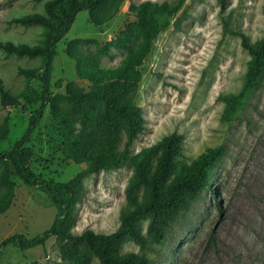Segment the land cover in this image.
<instances>
[{
    "label": "rangeland",
    "instance_id": "1",
    "mask_svg": "<svg viewBox=\"0 0 264 264\" xmlns=\"http://www.w3.org/2000/svg\"><path fill=\"white\" fill-rule=\"evenodd\" d=\"M46 1L0 0V41L38 44L44 27L14 19L44 13ZM145 2L166 3L170 8L181 5L173 15L160 17L159 24L165 28L135 67L138 82L133 102L144 122L129 146L130 154L148 151L151 171L160 154L159 142L173 133L182 135L181 152L174 156L179 174L190 170L192 161L207 148L221 146L223 154L210 176V187L171 224L164 241L150 244L146 251L126 241L120 251L142 253L152 264H245L256 249L264 248V80L227 120L221 97L241 90L250 56L240 38L225 29L245 33L250 42L262 38L264 0H226L224 5L219 0H103L98 20H105L99 26L90 21L88 11L78 13L56 47L50 81L54 105H46L19 159L37 176L61 183L89 167L73 156V147L51 109L66 112L68 102L63 95L69 84L84 91L91 88L89 81L78 76V64L117 69L140 47L145 26L138 25L130 6ZM20 68L35 70L36 76L20 74ZM41 75V58L0 50V79L20 100L18 106H4L0 100V151L23 136L29 117L39 109ZM111 136L118 138L116 145L122 150L126 134L120 130ZM139 158L83 176L71 211L70 232L91 229L110 234L119 228L121 211L130 199L142 201L144 197V185L135 181ZM55 214L42 192L25 185L0 162V242L14 234L35 237L51 226ZM147 226L144 220V235ZM66 243L52 237L28 250L10 247L0 264H100L81 244L68 247Z\"/></svg>",
    "mask_w": 264,
    "mask_h": 264
},
{
    "label": "trees",
    "instance_id": "2",
    "mask_svg": "<svg viewBox=\"0 0 264 264\" xmlns=\"http://www.w3.org/2000/svg\"><path fill=\"white\" fill-rule=\"evenodd\" d=\"M39 1V0H38ZM226 0H219L224 5ZM103 0H47L44 3V13H29L14 19L23 25H41L45 29L43 39L35 45L27 43L15 44L10 41L1 42L0 50L7 55L41 58L42 96L39 109L29 117L23 136L10 148L0 151V162L7 171L16 175L25 185L33 187L45 195L49 204L56 209L51 226L28 238L23 234H14L0 242V261L10 247L28 250L43 246L52 237L66 241L68 247L81 244L85 252H90L100 264H152L142 253L121 252V245L126 241L135 242L141 251L149 250L150 244H159L165 240L171 224L175 223L200 198L201 191L210 187V176L214 173L217 161L223 154L221 146L207 148L193 161L190 170L180 174V167L174 156L180 154L182 135L173 133L164 137L158 144L160 154L157 156L153 170L147 168L148 151L137 155L130 154L129 146L143 129L144 118L141 109L133 102L134 86L138 82L135 67L146 55L148 47L158 32L165 28L159 24L160 17L173 15L181 3L170 8L166 3L145 2L139 6H130L138 25L145 26L142 36L144 42L137 50L125 59L122 67L117 69H102L97 65L83 68L77 65L80 78L91 83V88L84 91L76 84H69L63 98L68 102L65 113L53 108L52 113L62 126L66 140L73 147V156L89 167L78 173L68 183L55 182L37 176L33 170L19 159L30 135L41 120L47 104L53 107L50 81L52 64L56 54L57 44L67 35L75 22L76 16L82 11H88L90 21L99 26L105 19L98 20ZM106 18H109L107 16ZM231 35L240 38L241 46L248 52L250 60L241 90L234 95L222 96L225 103L224 116L232 119L237 109L247 102V98L264 80V36L250 42L245 33L228 30ZM20 74L29 78L36 76L32 69H19ZM28 100L29 96L25 95ZM0 100L4 106L20 105L19 97L13 96L5 88L0 79ZM92 117V118H90ZM72 119H74L72 121ZM76 122L82 127H77ZM88 124L91 128H85ZM123 131L127 141L125 147L119 150L117 137L113 133ZM3 135L0 133V140ZM140 157L135 166V181L144 185L142 201L130 199V205L121 211L120 226L110 234L96 233L86 229L79 234L69 230L71 211L80 195V185L86 173L99 169L121 167L128 161ZM146 220L147 235L142 233V222ZM245 264H264V248L254 251Z\"/></svg>",
    "mask_w": 264,
    "mask_h": 264
}]
</instances>
